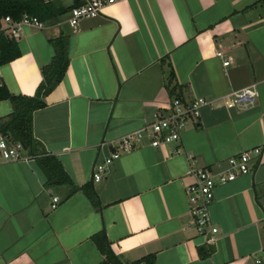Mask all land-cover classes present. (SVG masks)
I'll return each mask as SVG.
<instances>
[{
	"label": "crops",
	"instance_id": "crops-1",
	"mask_svg": "<svg viewBox=\"0 0 264 264\" xmlns=\"http://www.w3.org/2000/svg\"><path fill=\"white\" fill-rule=\"evenodd\" d=\"M56 2L71 6L74 0ZM66 14L45 28L24 27L21 55L0 65L12 94L33 95L41 68L54 56L51 39L68 35L67 72L33 114L40 154L0 161V264H105L93 240L101 232L123 262L153 256L143 264H243L261 255L264 0H124L76 28ZM171 70L181 97L213 103L179 140L153 147L145 139L94 181L95 163L176 96L167 88ZM252 84L256 103L228 108L224 97ZM13 110L10 100L0 101V118ZM254 148L261 154L252 153V171L214 189L210 214L219 233L214 245L206 244L189 212L186 189L194 177L188 156L196 166L220 171L230 157ZM45 154L60 160L71 184H47L39 163ZM84 185L93 188L98 205ZM54 196L61 199L55 208Z\"/></svg>",
	"mask_w": 264,
	"mask_h": 264
},
{
	"label": "built area",
	"instance_id": "built-area-1",
	"mask_svg": "<svg viewBox=\"0 0 264 264\" xmlns=\"http://www.w3.org/2000/svg\"><path fill=\"white\" fill-rule=\"evenodd\" d=\"M58 0H44L46 3ZM124 0H85L83 3L73 6L68 11L67 22L72 27L79 26L83 19L94 18L103 13L105 7L110 4ZM24 27L45 28V22L37 16L24 14L21 19L14 20L6 16L0 22V32L7 33L11 38L19 41L23 34ZM217 56L224 57L222 51H217ZM229 60H224V65H228ZM259 97V92L255 84L234 90L227 94L224 99L228 108H248L253 106ZM212 99L197 97L187 100L183 97L174 96L166 106L159 108L154 120L145 124L140 129L133 131L119 139L117 149H113L110 155L104 156L102 161H97L94 165V181L103 179L113 161L121 155L122 151H129L136 144H141L148 140L153 147L168 145L180 139L181 134L187 129L188 125L201 115L204 106L212 104ZM252 153L259 158L261 148H254L250 151H243L238 155L230 157L227 166L220 171H214L207 166H196L193 155H189L190 174L194 181L188 185L186 191L190 202V214L192 224L204 238V242L214 245L218 239L219 229L214 225L210 208L214 201V189L218 184H225L235 180L239 175L247 174L252 171ZM33 155L28 152L25 143L15 140L0 133V161H29ZM258 162V160H256ZM60 197H53L52 207L55 208L60 203ZM264 251L261 255L257 253L246 257L243 264H263Z\"/></svg>",
	"mask_w": 264,
	"mask_h": 264
},
{
	"label": "trees",
	"instance_id": "trees-1",
	"mask_svg": "<svg viewBox=\"0 0 264 264\" xmlns=\"http://www.w3.org/2000/svg\"><path fill=\"white\" fill-rule=\"evenodd\" d=\"M81 3L83 1L74 0L71 6H64L56 1L46 3L44 0H0V22L6 16L19 20L28 13L37 16L45 23H57L62 15ZM51 42L54 46V56L48 64L41 68L42 80L33 95L12 94L0 78V101L8 99L14 107L12 113L0 118V133L24 142L28 152L33 156L40 154L33 135L34 111L46 105V96L63 80L70 62L68 35L61 33L52 38ZM20 55L18 41L7 33L0 32V65L10 63ZM174 80L175 73L171 70L168 75L167 88L172 96L181 97L182 93L177 91L179 87L174 84ZM39 163L47 177L49 186L72 183L56 156L42 155L39 158ZM80 189L87 193L95 205H98V199L91 186L84 185ZM93 240L105 256V264H143V262L149 263L154 260L153 256H149L133 262H123L112 250L104 232L95 234Z\"/></svg>",
	"mask_w": 264,
	"mask_h": 264
},
{
	"label": "rangeland",
	"instance_id": "rangeland-1",
	"mask_svg": "<svg viewBox=\"0 0 264 264\" xmlns=\"http://www.w3.org/2000/svg\"><path fill=\"white\" fill-rule=\"evenodd\" d=\"M64 1H69V0H64ZM65 15L67 16V14H65ZM60 19L63 20V19H66V18L64 16H61ZM67 19H68V17H67Z\"/></svg>",
	"mask_w": 264,
	"mask_h": 264
},
{
	"label": "water",
	"instance_id": "water-1",
	"mask_svg": "<svg viewBox=\"0 0 264 264\" xmlns=\"http://www.w3.org/2000/svg\"><path fill=\"white\" fill-rule=\"evenodd\" d=\"M25 148H26V145H25Z\"/></svg>",
	"mask_w": 264,
	"mask_h": 264
}]
</instances>
